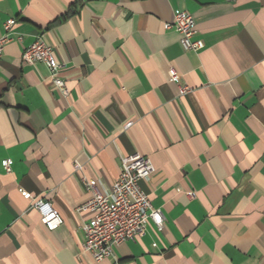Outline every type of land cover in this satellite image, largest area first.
<instances>
[{
    "label": "crops",
    "instance_id": "1",
    "mask_svg": "<svg viewBox=\"0 0 264 264\" xmlns=\"http://www.w3.org/2000/svg\"><path fill=\"white\" fill-rule=\"evenodd\" d=\"M183 11L200 52L169 28ZM10 19L0 264H264V0H0V37ZM39 37L66 96L45 65L23 63ZM136 153L155 167L140 186L164 230L149 222L143 239L97 263L83 250L86 182L107 195ZM37 200L53 205L60 228H46Z\"/></svg>",
    "mask_w": 264,
    "mask_h": 264
},
{
    "label": "built area",
    "instance_id": "2",
    "mask_svg": "<svg viewBox=\"0 0 264 264\" xmlns=\"http://www.w3.org/2000/svg\"><path fill=\"white\" fill-rule=\"evenodd\" d=\"M14 24V19L4 24L5 34L0 37V58L6 46L12 41L10 33ZM169 28H174L180 34L185 50L200 52L204 49V43L195 40L196 23L191 14L184 11L177 13ZM19 40H22V37H19ZM23 63L45 65L54 87L63 95H68L66 82L61 77V65L54 58L52 47L42 37L25 50ZM171 75L173 79H179L175 69H172ZM181 90L183 93L190 91L185 86H181ZM2 164L10 173L11 161L4 160ZM154 172L155 167L151 160L136 153L122 158L120 177L107 195L97 189L96 182H86L92 197L83 208L91 212L92 218L84 228L83 250L97 263L111 257L114 246L143 239L147 234L149 222H152L159 232L164 230L163 212L153 207L151 200L140 186V183L149 180ZM190 196L194 197V194L190 193ZM35 209L49 231H55L62 226V217L49 201L37 200Z\"/></svg>",
    "mask_w": 264,
    "mask_h": 264
}]
</instances>
